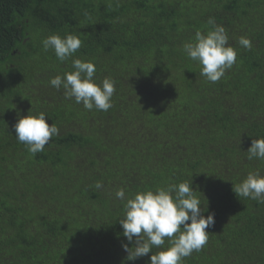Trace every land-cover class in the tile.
<instances>
[{
  "label": "trees",
  "instance_id": "trees-1",
  "mask_svg": "<svg viewBox=\"0 0 264 264\" xmlns=\"http://www.w3.org/2000/svg\"><path fill=\"white\" fill-rule=\"evenodd\" d=\"M209 18L237 50L215 83L183 52ZM50 34L76 35L81 47L61 62L43 48ZM73 58L95 64L97 83L115 82L109 110H86L51 86ZM29 110L59 129L35 155L13 128ZM256 138L264 0H0V264H148L158 249L126 259L123 205L185 181L214 224L182 264H264V203L233 191L249 172L264 175V160L247 159Z\"/></svg>",
  "mask_w": 264,
  "mask_h": 264
},
{
  "label": "clouds",
  "instance_id": "clouds-1",
  "mask_svg": "<svg viewBox=\"0 0 264 264\" xmlns=\"http://www.w3.org/2000/svg\"><path fill=\"white\" fill-rule=\"evenodd\" d=\"M207 23L211 26L209 30L196 31L193 39L183 44V52L199 63L201 76L215 83L237 62V50L229 45L224 26L216 24L213 18H209ZM81 44V39L73 34L64 37L50 34L42 40L44 50H53L61 62L72 58ZM238 44L244 49L252 47L250 38L245 36L239 37ZM72 68L73 71L50 79L51 86L57 90L62 87L66 99L74 98L86 110H109L115 82L105 77L97 83L94 79L96 66L92 61L73 58ZM13 128L16 139L25 144L33 155L44 151L45 145L59 134L54 123H47L45 113L33 114L30 110L27 115L18 113ZM246 153L248 160H264V138L253 139ZM102 187L97 181L95 188ZM233 191L239 198L264 203V175L260 171L249 172L240 182L233 184ZM115 196L124 201V190L118 189ZM201 205L196 190L187 181L158 187L154 191L137 192L127 198L123 205V218L119 219L123 236L129 242L122 244L126 259L147 256L156 248L158 251L153 252L148 264H182L183 258L203 248L208 241L206 229L214 224V214L202 215Z\"/></svg>",
  "mask_w": 264,
  "mask_h": 264
}]
</instances>
